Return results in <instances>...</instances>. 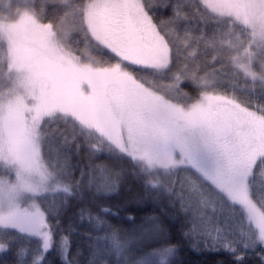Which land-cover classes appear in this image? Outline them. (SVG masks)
<instances>
[{"label":"trees","instance_id":"16d2710c","mask_svg":"<svg viewBox=\"0 0 264 264\" xmlns=\"http://www.w3.org/2000/svg\"><path fill=\"white\" fill-rule=\"evenodd\" d=\"M91 1L0 0V20L33 11L52 26L62 50L98 73L121 59L90 30L86 11ZM143 2L171 59L164 68L125 63L142 84L184 105L204 91L224 93L264 116V45L254 64L258 74L236 64L252 41L247 26L211 14L201 0ZM16 54L0 30V104L17 86ZM41 129L44 156L69 186L42 197L43 224L34 215L0 213L1 223L11 220L0 225V264H68L64 236L70 264H264V244L245 210L197 170L177 168L162 186L152 187L147 168L76 115L47 118ZM4 168L0 175H10ZM250 191L264 210V157L253 167Z\"/></svg>","mask_w":264,"mask_h":264},{"label":"rangeland","instance_id":"374dc122","mask_svg":"<svg viewBox=\"0 0 264 264\" xmlns=\"http://www.w3.org/2000/svg\"><path fill=\"white\" fill-rule=\"evenodd\" d=\"M201 1L211 14L247 26L252 41L236 64L248 74H258L254 64L264 45V0ZM126 11L150 42L143 54L133 49L126 35ZM86 13L95 37L121 59L98 73L62 50L52 26L33 11L26 9L11 21L0 20V30L17 50L12 70L18 79L0 104V168L11 171L0 175V213L34 215L44 223L42 197L69 185L44 156L41 126L47 118L70 112L88 127L111 136L147 168L152 187L162 186L169 173L183 166L200 172L245 210L264 244V210L250 191L253 167L264 157V116L224 93L204 91L184 105L142 84L125 63L164 68L171 59L170 47L143 0H92ZM253 119L263 128L250 145L242 147L237 131L254 129ZM235 126L239 130L234 132ZM10 222L3 220L0 225ZM61 243L64 260L70 264L67 237ZM116 248L119 252L122 247Z\"/></svg>","mask_w":264,"mask_h":264},{"label":"flooded vegetation","instance_id":"af4514ba","mask_svg":"<svg viewBox=\"0 0 264 264\" xmlns=\"http://www.w3.org/2000/svg\"><path fill=\"white\" fill-rule=\"evenodd\" d=\"M124 27L126 29V35L130 38L131 43L133 44V49L137 53H145L147 51L144 50V48L148 47L150 45V42L146 39V37L140 32V30L132 23L130 20V17L128 15V11L125 12L124 15ZM144 51V52H143ZM143 52V53H142ZM251 123L254 125V129H250L249 131L243 132L242 129H238V127H233V131H237V139L241 143V146H248L250 145L251 140H255L256 136H258L257 130H261L263 128L262 124L259 123L256 120H250ZM224 140V139H223ZM221 141V139H220ZM225 145V144H224ZM230 150L232 149L231 146H229Z\"/></svg>","mask_w":264,"mask_h":264}]
</instances>
